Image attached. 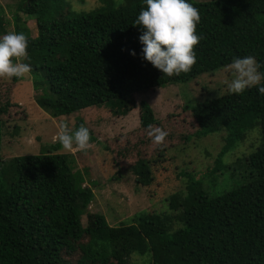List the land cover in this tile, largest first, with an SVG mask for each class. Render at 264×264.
I'll use <instances>...</instances> for the list:
<instances>
[{"label":"trees","instance_id":"obj_1","mask_svg":"<svg viewBox=\"0 0 264 264\" xmlns=\"http://www.w3.org/2000/svg\"><path fill=\"white\" fill-rule=\"evenodd\" d=\"M187 2L199 10L197 35L202 39L194 49L196 64L179 76L163 75L143 59L139 40L143 29L133 25L147 8L145 0H118L115 7L110 4L89 13H71L64 0H22L15 5L11 22L0 7V37L11 33L7 26L12 24L13 32L28 38L24 62L30 64L32 88L40 94L35 102L52 118L101 106H108L118 117L127 115L135 95L213 74L234 58L253 56L264 73V0ZM27 21L35 22V37ZM260 86L264 82L242 94L226 92L185 107L198 126L196 138L227 133L219 157L247 132L259 129L255 152L227 166L220 159L217 162L227 181L239 166L246 167L243 182L214 194L210 186L206 190L191 178L185 195H170L168 211H142L132 224L110 226L103 215L88 213L93 192L84 185L86 171H75L73 156L58 153L62 147L57 140L39 155L0 159V264H128L132 255H148L150 264H264ZM19 106L10 99L0 101V150L6 138L24 136L19 126L10 128L14 118H28ZM139 115L143 129L157 123L145 100L139 103ZM80 125L83 121L78 118L73 129ZM162 147L165 153L172 150ZM127 171L137 184L150 185L151 170L145 159L137 158Z\"/></svg>","mask_w":264,"mask_h":264},{"label":"rangeland","instance_id":"obj_2","mask_svg":"<svg viewBox=\"0 0 264 264\" xmlns=\"http://www.w3.org/2000/svg\"><path fill=\"white\" fill-rule=\"evenodd\" d=\"M64 1L71 13H89L118 4V0ZM21 2L22 0H0L5 20L11 22L15 5ZM26 26L31 31V37H35V22L27 21ZM13 29L12 24L7 26L9 32H13ZM231 79L233 76L225 67L184 84L137 94L133 97V109L127 115L118 117L108 106H101L60 118H52L36 104L35 97L40 94L33 90L30 75L18 83H14L12 79H0L1 104L10 99V102L25 108L28 116L23 121L16 118L12 120L14 122L10 124V128L19 126L24 136L17 140L6 138L2 142L0 159L7 161L13 157L39 155L45 147L56 141L54 137L61 123H67L73 128L76 119L80 118L83 126L94 137L91 141L92 147L86 152H66L62 149L58 153L73 156L71 158L75 171H86L84 185L93 192L88 213L103 215L110 226L132 224L134 217L142 211H168L170 195H185L191 178L195 182L199 181L206 190L210 186L209 190L214 194L227 191L243 182L246 167L239 166L235 170L234 178L227 181L220 175L222 168L217 162L220 159L222 166H227L234 163L237 157L255 152L260 139L259 129L254 128L247 132L243 140L235 143L232 149L219 157L227 133L220 131L205 138H196L194 135L198 126L192 119V113L185 108L194 107L210 97L224 95L228 92L224 81ZM141 100L149 102L153 110L157 120L153 126L166 131L167 137L171 136L162 145L171 146V151L165 153L162 146L154 145L147 135V128H141ZM137 158L148 161L152 179L149 186L137 184L134 175L127 171V166L133 164ZM82 222L84 226L87 224L86 216ZM128 264H150V257L132 255Z\"/></svg>","mask_w":264,"mask_h":264},{"label":"clouds","instance_id":"obj_3","mask_svg":"<svg viewBox=\"0 0 264 264\" xmlns=\"http://www.w3.org/2000/svg\"><path fill=\"white\" fill-rule=\"evenodd\" d=\"M133 26H140L143 34L139 37L143 59L168 77L188 73L196 64L194 49L200 43L197 25L201 21L199 10L187 0H145ZM28 38L23 33L11 32L0 37V79L22 78L32 69L25 63L28 59ZM135 55V52H131ZM253 56L234 58L227 66L233 79L225 80L230 94H242L246 89L262 85L264 73ZM264 95V86L258 87ZM147 135L152 143L161 146L168 133L159 127L148 125ZM66 152H86L92 147L89 130L80 125L73 129L67 123L59 125L54 137Z\"/></svg>","mask_w":264,"mask_h":264}]
</instances>
